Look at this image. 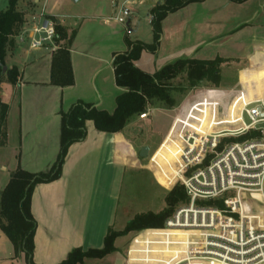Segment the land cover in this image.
I'll return each mask as SVG.
<instances>
[{
  "label": "crops",
  "instance_id": "obj_1",
  "mask_svg": "<svg viewBox=\"0 0 264 264\" xmlns=\"http://www.w3.org/2000/svg\"><path fill=\"white\" fill-rule=\"evenodd\" d=\"M29 3L32 9L43 3L46 13L56 18L68 38L57 42L58 48L54 51L30 50L27 45L25 51L18 52L17 40L7 56L8 66H16L20 76L16 84L5 83L0 90V98L9 105L7 139L4 145H0V195L18 167L30 172L48 171L52 167L60 151L61 112H67L79 101L110 113L115 110L116 97L125 88L116 83L114 57L130 50L128 40L142 41L131 37L139 29L133 19L135 9L132 8L126 24L115 19L119 0H32ZM144 3L145 0L141 2ZM65 4L72 13H61ZM190 7L213 10L204 12L201 21L197 20L207 39L191 46L189 53L199 54V59L222 57L227 61L221 67L230 61H242L239 91L247 99H264V0L243 3L204 0L169 14L162 23L157 51H143L135 61L136 66L152 74L171 63H155L164 38L165 21L170 15ZM148 21L151 23L150 11ZM62 46L70 53L72 85L60 86L51 82L53 55ZM204 46L212 48L204 49ZM179 56L177 59L189 57ZM158 113L168 123L166 129L170 123L172 126L171 111L158 110ZM141 119L145 118H138ZM133 122L134 119L120 132L110 133L98 130L94 122L88 120L85 139L69 147L61 177L36 186L31 201V211L37 223L35 264H59L72 249L91 248L95 230L101 224L97 213L101 214L106 207L101 199L97 201V197L110 195L112 201H116L125 169L138 166L144 159L140 151L148 146L145 141L150 135L140 138L137 129V137H134L131 130H126ZM165 146L159 152L167 157ZM171 153L177 156L173 149ZM151 155L148 154L150 168ZM106 187L111 188L110 191ZM4 237L5 233L0 229V247L6 239ZM0 264L29 262L23 254L15 257L13 248V252L0 256Z\"/></svg>",
  "mask_w": 264,
  "mask_h": 264
},
{
  "label": "built area",
  "instance_id": "obj_2",
  "mask_svg": "<svg viewBox=\"0 0 264 264\" xmlns=\"http://www.w3.org/2000/svg\"><path fill=\"white\" fill-rule=\"evenodd\" d=\"M130 1L119 7L118 22H128ZM24 19L20 43L58 48L57 21L45 8ZM164 145L167 157L159 152ZM150 165L170 184L180 181L189 201L163 226L134 231L121 264H264L263 98L239 91L226 102L218 89L205 91L175 117Z\"/></svg>",
  "mask_w": 264,
  "mask_h": 264
},
{
  "label": "trees",
  "instance_id": "obj_3",
  "mask_svg": "<svg viewBox=\"0 0 264 264\" xmlns=\"http://www.w3.org/2000/svg\"><path fill=\"white\" fill-rule=\"evenodd\" d=\"M18 1L9 0L8 7L0 11V90L4 83L16 84L20 76L16 66L8 67L3 72V67L7 65V56L15 48L17 36L24 25V14L17 8ZM202 1L204 0H164L157 3L150 10L153 42L128 40L130 50L118 53L114 57L116 83L125 88V91L116 97L115 110L110 113L82 101L75 103L67 112H61L60 151L52 167L48 171L41 172H30L21 167L13 171L0 195V229L12 242L15 257L23 254L29 264H35L33 254L37 223L31 211L33 193L38 184L52 182L61 177L69 147L85 139L88 120H92L100 131L120 132L134 118L147 112L155 102H163L172 107L176 104L174 95L177 93H184L207 83L215 87L220 85L221 65L227 61L222 57L215 59L179 58L152 74L143 71L135 64L143 51L152 53L157 51L163 32L162 23L169 14L191 3ZM231 1L243 3L247 0ZM56 29L57 42L68 38L66 30L60 24L56 25ZM182 75H185L186 83L174 85L173 81ZM51 82L60 86L74 83L70 53L65 46L53 55ZM8 111L9 105L0 101V145H4L7 139ZM252 135L254 133L228 140L240 141ZM166 201L167 207L162 211L137 214L127 222L122 230L110 227L104 237L103 247L88 249L76 247L59 264H83L89 258L102 259L116 250L115 242L120 236L144 228L163 226L165 220L178 207L188 202L184 186L177 184L168 192Z\"/></svg>",
  "mask_w": 264,
  "mask_h": 264
},
{
  "label": "rangeland",
  "instance_id": "obj_4",
  "mask_svg": "<svg viewBox=\"0 0 264 264\" xmlns=\"http://www.w3.org/2000/svg\"><path fill=\"white\" fill-rule=\"evenodd\" d=\"M30 1L32 0H19L17 4L18 10L22 11L24 17L27 19H30L32 14L38 13L43 8L42 3L38 5V8L32 9L30 6L31 3H29ZM125 1L127 0H119L118 7H120ZM163 1L164 0H145L144 4H141V0L130 1V7L136 10L133 19L139 27L138 32L131 35L132 38L135 39L138 37L145 43L153 42L154 36L152 25L148 21V12L157 3ZM8 4L9 0H0V11L6 9ZM78 7L81 8L83 6ZM67 8V4L63 5L61 13H72ZM212 10V8L204 9L203 7H190L185 11L170 15L165 21L164 38L161 44L160 52L158 56L155 57V63L166 64L168 62H172L178 58L180 53L182 57H190V55L195 58L200 57L199 54L189 53L188 49L197 44L201 39H207V36L203 33L202 28L199 29L198 23L201 21L203 17L201 15L204 12H211ZM49 12L50 11H48V13ZM209 16L211 17V13H209ZM205 27L206 25L204 24V29H206ZM204 32L206 31L204 30ZM20 44L21 43L18 42L19 47H17L16 51H25L27 49V44ZM210 46H204V49L206 48L211 50L212 47ZM242 66L243 62L240 60L235 62L230 61L229 63L224 64L221 67L222 80L219 86L215 87L211 86L210 83H207L187 92L177 93L174 95L176 104L172 107L163 102H155L148 108V116L144 120H138V118H141L140 116L134 118L135 122H133L132 126H129L126 130H131V132L134 133V137H137V129L139 134L138 136H140V138L149 134L150 138L146 140L145 143L149 146V155L153 154L159 149L160 144L166 138L171 126L170 123L169 128L166 129V125L168 123L164 121L165 118H160L158 110L167 112L171 111L174 120L175 117L181 115L193 101L199 98L201 94L212 89H218L225 95L224 97L226 98V102H228L232 95L238 93L241 89L238 80L242 72ZM8 67L9 66L7 64V68ZM180 83H186L185 75H182L173 81L174 85H179ZM2 100L3 99L0 98L1 102H3ZM156 116H158V118ZM148 157L141 159L138 166L127 167V169H125L123 180L119 182L116 201L113 202L110 195H107V198L105 197L106 200L103 196L101 198L97 197V201L101 199V202L104 203V205L106 204V207L102 210L101 214L97 213L99 219L98 222H101V224L98 226V229L95 230L96 236L93 238L92 248L103 247L104 237L110 227L115 230H122L125 228L127 222L135 215L147 212L158 213L167 207L166 198L168 192L177 184L181 183L180 181H177L176 183L170 184L169 178L162 170L158 171L156 176L155 171L149 167ZM109 189L111 188L106 187L107 191H110ZM113 205L114 208L112 207ZM132 234L133 232H129L128 234L117 238L115 242L116 250L113 253L102 259H86L83 264H121L124 250ZM4 238L6 239H4L5 241L0 247V256L6 255L9 251L13 252L14 248L12 242L6 235Z\"/></svg>",
  "mask_w": 264,
  "mask_h": 264
},
{
  "label": "water",
  "instance_id": "obj_5",
  "mask_svg": "<svg viewBox=\"0 0 264 264\" xmlns=\"http://www.w3.org/2000/svg\"><path fill=\"white\" fill-rule=\"evenodd\" d=\"M7 69V65L3 67V72H5ZM149 154V147L148 146H144L141 151H140V156L143 158H147Z\"/></svg>",
  "mask_w": 264,
  "mask_h": 264
}]
</instances>
